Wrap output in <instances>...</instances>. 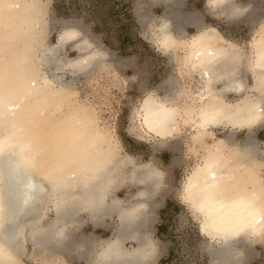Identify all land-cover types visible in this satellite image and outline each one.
Listing matches in <instances>:
<instances>
[{"label": "bare ground", "instance_id": "6f19581e", "mask_svg": "<svg viewBox=\"0 0 264 264\" xmlns=\"http://www.w3.org/2000/svg\"><path fill=\"white\" fill-rule=\"evenodd\" d=\"M160 1L167 7L153 39L173 58L178 49L183 50L181 63L198 76L200 89L197 94L188 93L179 78L177 84L170 79L148 91L136 108L139 136L175 145L184 124L193 132L192 142L206 147L205 157L186 175L182 190L196 207L201 227L206 226L201 232L222 245L212 251L213 258L236 260L240 251L234 246L244 239L242 235L264 236V142L260 147L254 138L264 128L260 123L264 119V3L250 0L246 14L237 18L232 15L233 0L206 1L207 12L223 21L261 23L247 43L249 50L244 51L232 34L206 22L202 13L177 11L178 0ZM45 12L41 0H0V264H26L27 242L34 249L29 257L38 264H67L52 226L66 233L86 222L109 228L114 215L118 223L110 238L76 231L79 246L87 253L78 256L87 261L102 258L105 264H153L158 244L147 231L156 218L151 213L159 207L155 197L164 187L150 191V169L157 163L123 154L114 130L101 126L94 109L75 99V77L100 64L104 52L80 42L74 45L78 57L55 58L53 48L71 30L64 29L57 44L47 46ZM140 14L146 21L150 17L145 10ZM190 25L195 33H187ZM69 43L65 39L60 50ZM78 61L86 62V68ZM44 66L53 70L48 73ZM66 69L72 71L73 79L66 78ZM168 84L169 95L164 98L159 90ZM253 120L254 133L249 136L246 129ZM217 128L228 133L219 137ZM242 131L244 140L238 139ZM53 170L63 187L41 200L27 186L38 182L35 173L47 175ZM117 180L118 188L139 185L128 204L119 197L110 198L112 191L104 192L101 201V190ZM14 207L24 209L15 226L22 255L5 238ZM38 215L39 225L33 227ZM129 242L133 245L128 248Z\"/></svg>", "mask_w": 264, "mask_h": 264}, {"label": "rangeland", "instance_id": "374dc122", "mask_svg": "<svg viewBox=\"0 0 264 264\" xmlns=\"http://www.w3.org/2000/svg\"><path fill=\"white\" fill-rule=\"evenodd\" d=\"M41 1L46 6L47 38L45 43L47 46L56 45L59 34L66 29L60 22L74 17L83 19L86 16L95 33L102 36V47L96 48L104 52V59L100 64L93 66L88 74L75 77L77 79L75 89L78 92L75 99L94 109L101 126L106 125L114 130L123 154L132 155L140 162L155 161L157 166L166 172L169 181H176L182 189L186 175L205 157L206 147L192 142L193 132L188 125L184 124L181 127V134L174 142L175 145L164 143L163 147H158L148 137L139 136L141 130L136 119V108L148 91L165 84L170 79H173V82L176 81V84L177 79H182L184 82L182 84L188 93L197 94L200 89L198 76L188 73L182 64L183 50L178 49L177 57L173 58L170 53L160 49L153 39L152 34L159 22L158 19L166 11L165 1L61 0L59 6L65 8L67 15H60L55 10V2L58 0ZM178 1L180 4L177 11L181 13L199 11L207 22L218 25L226 33H231L233 39L238 41L244 51L249 50L247 43L253 39L254 29H258L261 25V23H257L255 26H251L243 23L244 21H237L236 24L239 26L227 27L221 19L209 15L206 10L207 0ZM144 10L150 16L147 21L140 17V13H144ZM125 12L131 17H126ZM97 24L100 26V30H95ZM186 30L189 34L196 32L195 27H187ZM65 50L66 57L79 56V51L74 48L72 43L67 44L61 52H65ZM43 70L50 73L53 67L44 66ZM65 72L67 79L74 78L70 69H66ZM250 81L252 82V79ZM169 86L171 84L161 88L159 95L164 98L168 97ZM194 90L196 91L194 92ZM184 100L185 98L182 96L178 105L184 103ZM129 128L135 130L136 137L129 136ZM215 133L217 136L223 137L228 132L217 128ZM245 137V131L238 134L240 140H244ZM254 138L260 141V147H263L264 128L257 130ZM262 175L264 176V171ZM138 189V184L128 183L112 191L110 198L119 197L125 204H128L132 194ZM155 198L159 202V207L153 212L154 214L151 213L156 218L147 231V234L158 244V253L152 260L153 264H189V262L191 264H230L231 260L224 261L213 258L212 251L221 248L222 245L205 236L201 231L198 232L196 227L189 222L191 208L182 199L178 200L171 191L165 190L164 187ZM168 205L169 210L162 214V210ZM196 215L201 226V217L197 213ZM108 222L109 228L94 227L93 224L87 222L83 226L79 224L74 227L79 235L84 233L90 236L93 234L104 239L114 235L118 223L117 215H114ZM162 223L165 226L160 231L159 227ZM260 237L242 235L244 239L240 243H235L234 246L241 255L240 257L238 253L239 256L237 255L236 260L241 264H264V243L261 242L264 240V236ZM101 242L102 240H100ZM131 245L133 244L130 242L126 244L128 248ZM25 247L23 261L26 264H38L34 258L29 257L34 252L32 243L27 242ZM97 249L98 246L96 249H92V255H95ZM62 257L65 258L67 264L69 259L76 260L78 264L83 260L87 264V258L78 255L74 257L63 255Z\"/></svg>", "mask_w": 264, "mask_h": 264}, {"label": "snow or ice", "instance_id": "6c2138e0", "mask_svg": "<svg viewBox=\"0 0 264 264\" xmlns=\"http://www.w3.org/2000/svg\"><path fill=\"white\" fill-rule=\"evenodd\" d=\"M250 3V0H233L232 4V15L233 17H241L246 14L247 9L245 8V5ZM262 3H264V0H262ZM262 21H264V16H262ZM61 25L64 28L70 29L71 31L66 32L63 36L60 38V43H63L65 39L70 40L73 45L79 44L80 42H83L85 46L91 48L93 46L99 48L102 47L101 40L102 36L97 35L92 27V25L88 22V18L85 16L83 19L80 18H72L68 20H62ZM41 38H43V33H41ZM91 42V43H89ZM60 43L56 45L55 48H53L54 57L57 59H64L66 55L65 52H61L60 50ZM78 64L84 65L86 68V62L84 61H78ZM255 123V120L250 122L249 127L246 129V132L249 134V136L254 133V127H252V124ZM261 125L264 126V119H261L260 121ZM129 136L136 137L135 130L133 128H129L128 132ZM142 139V138H140ZM153 144L157 145L158 147H163L165 144L154 140L152 142ZM154 164V163H153ZM151 173V180H152V189L150 191H155L157 188L160 187L161 184L164 185L165 190L171 191L172 195H174L178 200H183L190 204L191 207V214L189 217V222L193 224L197 231H206V226L203 228L200 226L198 222V217L196 215L197 209L194 205H191V202L189 200L188 195L186 194V190H182L179 183L176 181H169L168 176L166 175L165 171H162L160 168L156 167L155 169H150ZM39 177L38 182L35 184H29L27 187L30 190H33L36 194V197L40 198L41 200L50 194H55L58 190H60L63 185L60 179L58 178L55 170L49 172L47 175H44L42 173H35ZM45 184L49 185L50 187H45ZM120 186L119 180L113 182H109L108 185L104 189L101 190V201L103 199V193L106 191H114L116 188ZM123 195V193H121ZM32 197L29 196L28 199H31ZM28 199L24 200V204L26 205L28 203ZM23 207H14L12 211L9 214L8 222L10 225V228L8 230L7 236L5 237L9 243L15 246V250L17 254L22 255L23 249L19 245L18 238H17V232L15 231L16 221L19 217L20 213L23 212ZM35 223L33 224V227H38L41 217L38 215L34 218ZM0 228H3V224H0ZM52 228L54 229V236L60 243L61 247L63 248V254L67 257H74L77 255L80 256H86L87 253L84 252L78 243V238L76 235V229L73 226L70 228L67 233L59 228L57 225H53ZM35 235V233H34ZM264 243V240L261 241ZM68 264H78V262L74 259H69ZM79 264H85V261L81 260L79 261ZM87 264H105L104 260L98 259V260H88ZM191 264V262H189ZM230 264H241L238 260H231Z\"/></svg>", "mask_w": 264, "mask_h": 264}, {"label": "trees", "instance_id": "16d2710c", "mask_svg": "<svg viewBox=\"0 0 264 264\" xmlns=\"http://www.w3.org/2000/svg\"><path fill=\"white\" fill-rule=\"evenodd\" d=\"M61 0H58L57 2H55V10L58 12V14H60V15H67L66 13H67V11L65 10V8H61L60 6H59V2H60ZM125 11H127V10H125ZM125 14H126V17H131V15L130 14H128V13H126L125 12ZM100 30V26L97 24L96 26H95V30ZM169 210V205L164 209V210H162V214L163 213H165V212H167ZM165 226V224H161V226L159 227V229H160V231L163 229V227Z\"/></svg>", "mask_w": 264, "mask_h": 264}, {"label": "crops", "instance_id": "0c3cea01", "mask_svg": "<svg viewBox=\"0 0 264 264\" xmlns=\"http://www.w3.org/2000/svg\"><path fill=\"white\" fill-rule=\"evenodd\" d=\"M197 12H199V11H197ZM210 16H212V17H214V18H216V19H221V18H218L217 16H213V14L211 15V14H209ZM203 17H204V15H203ZM204 20H205V18H204ZM206 21V20H205ZM221 21L223 22V23H225L224 25L225 26H227V27H232V26H239L238 24H231L229 21L227 22V21H223V19H221ZM207 22V21H206ZM209 24H211V25H214V24H212L211 22H208ZM215 26H218V25H215ZM187 27H195V26H192V25H190V26H187ZM219 27V26H218ZM220 28V27H219ZM222 31V30H221ZM222 32H224V31H222ZM228 34H231V33H228Z\"/></svg>", "mask_w": 264, "mask_h": 264}]
</instances>
